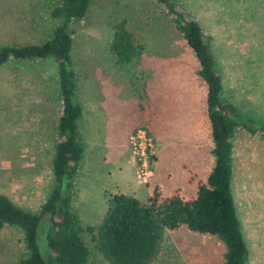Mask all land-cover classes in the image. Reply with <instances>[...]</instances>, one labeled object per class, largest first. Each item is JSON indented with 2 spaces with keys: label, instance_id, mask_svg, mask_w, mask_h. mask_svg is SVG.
Returning <instances> with one entry per match:
<instances>
[{
  "label": "rangeland",
  "instance_id": "rangeland-1",
  "mask_svg": "<svg viewBox=\"0 0 264 264\" xmlns=\"http://www.w3.org/2000/svg\"><path fill=\"white\" fill-rule=\"evenodd\" d=\"M174 1L208 36L222 96L237 106L240 118L264 127V0ZM58 3L0 0V46L43 42L59 22L49 15ZM120 19L144 46L122 67L108 49L112 25ZM71 55L84 149L72 205L83 228L97 227L114 193L142 203L154 190L192 198L214 160L206 86L193 53L160 5L155 0H92L76 26ZM60 110L54 60L10 58L0 65V193L25 210L36 211L54 184L51 159ZM138 131L145 132L144 155ZM232 144L231 190L249 251L247 264H264V130L251 133L239 124ZM95 234L96 229L93 235L83 232L91 264H111L96 248ZM39 243L43 251L40 238ZM24 251L22 232L2 226L0 264H13ZM223 254L215 236L182 225L166 229L148 264H222Z\"/></svg>",
  "mask_w": 264,
  "mask_h": 264
},
{
  "label": "trees",
  "instance_id": "trees-1",
  "mask_svg": "<svg viewBox=\"0 0 264 264\" xmlns=\"http://www.w3.org/2000/svg\"><path fill=\"white\" fill-rule=\"evenodd\" d=\"M92 0H59L49 15L59 22L41 43L18 42L0 46V65L13 60L52 59L57 63L61 110L57 119V141L51 170L54 184L36 211L17 206L0 193V228L9 225L23 235L25 251L13 264H91L83 232L93 235L98 251L111 264H148L160 248L166 229L186 226L191 231L215 236L224 247L222 264H247L248 248L234 205L232 178V136L242 124L254 133L251 118H240L237 106L222 96L223 81L216 68L211 43L200 23L174 0H155L197 61V75L206 86V113L212 139L213 165L195 195L184 199L177 191L161 196L156 190L147 203L132 195L114 193L96 228H83L72 205V184L84 149L77 121L81 105L76 99V74L71 55L78 23ZM24 41V40H22ZM22 43V44H19ZM108 49L122 67L142 54L125 19L112 25ZM42 241V249L39 243Z\"/></svg>",
  "mask_w": 264,
  "mask_h": 264
},
{
  "label": "built area",
  "instance_id": "built-area-1",
  "mask_svg": "<svg viewBox=\"0 0 264 264\" xmlns=\"http://www.w3.org/2000/svg\"><path fill=\"white\" fill-rule=\"evenodd\" d=\"M144 135H145L144 131H138V133L136 135V138L139 139L138 148L140 149L141 155H144V150L147 148V147H144V144H146V142L144 141ZM148 145L150 146L151 143H148ZM145 165H146L145 161H142L140 171L144 174H145V172L142 170H144V167H146Z\"/></svg>",
  "mask_w": 264,
  "mask_h": 264
}]
</instances>
